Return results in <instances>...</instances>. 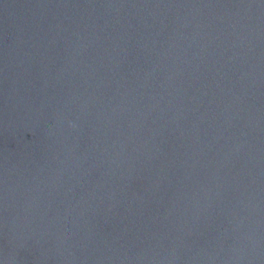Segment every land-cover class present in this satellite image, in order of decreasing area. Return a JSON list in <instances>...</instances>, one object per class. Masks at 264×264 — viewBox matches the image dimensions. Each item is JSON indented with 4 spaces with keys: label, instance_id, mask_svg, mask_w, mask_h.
Returning a JSON list of instances; mask_svg holds the SVG:
<instances>
[{
    "label": "water",
    "instance_id": "95a60500",
    "mask_svg": "<svg viewBox=\"0 0 264 264\" xmlns=\"http://www.w3.org/2000/svg\"><path fill=\"white\" fill-rule=\"evenodd\" d=\"M0 264H264V0H0Z\"/></svg>",
    "mask_w": 264,
    "mask_h": 264
}]
</instances>
